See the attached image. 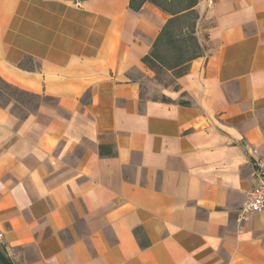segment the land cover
<instances>
[{"label":"crops","instance_id":"crops-1","mask_svg":"<svg viewBox=\"0 0 264 264\" xmlns=\"http://www.w3.org/2000/svg\"><path fill=\"white\" fill-rule=\"evenodd\" d=\"M130 1L0 0V77L41 98L0 106V264H264V212L237 216L264 166V0H198L204 56L159 99L134 74L170 15Z\"/></svg>","mask_w":264,"mask_h":264},{"label":"trees","instance_id":"trees-1","mask_svg":"<svg viewBox=\"0 0 264 264\" xmlns=\"http://www.w3.org/2000/svg\"><path fill=\"white\" fill-rule=\"evenodd\" d=\"M147 2L169 14L170 19L142 62L154 73L155 80L159 83H162L165 74H171L177 80L189 74L191 63L205 53V47L197 37L199 15L195 8L199 2L198 0H131L130 8L134 12H139ZM2 100L6 101L2 102ZM45 100L51 101L49 98ZM162 100L169 102L166 98ZM11 102H15L14 107L24 108L33 105L34 109H27L28 113L20 118L24 119L38 109L41 98L8 84L0 77V106L7 107Z\"/></svg>","mask_w":264,"mask_h":264},{"label":"built area","instance_id":"built-area-1","mask_svg":"<svg viewBox=\"0 0 264 264\" xmlns=\"http://www.w3.org/2000/svg\"><path fill=\"white\" fill-rule=\"evenodd\" d=\"M254 179V187L237 214L240 223H245L254 214L264 212V166L262 164L257 165ZM2 238L3 234L0 233V239Z\"/></svg>","mask_w":264,"mask_h":264},{"label":"rangeland","instance_id":"rangeland-1","mask_svg":"<svg viewBox=\"0 0 264 264\" xmlns=\"http://www.w3.org/2000/svg\"><path fill=\"white\" fill-rule=\"evenodd\" d=\"M134 76H136V79L140 81L141 83V91H142V97L144 99H159L162 94L163 88H175V78L171 74H165L163 77L162 83H159L155 80V77L153 79H149L147 76L142 75L140 73H135ZM6 100H2V102H5ZM26 108V109H25ZM27 109H34L33 105H27L23 107L13 106V112L19 116L20 118L25 114L28 113ZM23 111V112H22Z\"/></svg>","mask_w":264,"mask_h":264}]
</instances>
